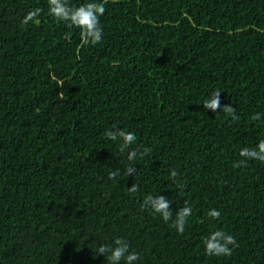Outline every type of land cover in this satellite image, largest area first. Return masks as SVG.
Returning <instances> with one entry per match:
<instances>
[{
	"label": "trees",
	"instance_id": "16d2710c",
	"mask_svg": "<svg viewBox=\"0 0 264 264\" xmlns=\"http://www.w3.org/2000/svg\"><path fill=\"white\" fill-rule=\"evenodd\" d=\"M95 2L92 46L48 0H0V264H108L98 247L117 238L137 264H264V163L233 166L264 139V0ZM35 8L39 23L22 25ZM216 90L238 121L204 108ZM116 129L151 151L129 161L104 135ZM149 194L172 220L142 206ZM216 230L236 239L230 257L205 254Z\"/></svg>",
	"mask_w": 264,
	"mask_h": 264
},
{
	"label": "clouds",
	"instance_id": "9594fccd",
	"mask_svg": "<svg viewBox=\"0 0 264 264\" xmlns=\"http://www.w3.org/2000/svg\"><path fill=\"white\" fill-rule=\"evenodd\" d=\"M48 14L54 17L57 21L66 23L69 28H78L80 30L81 43L83 45L95 46L102 41L103 29L100 25V17L106 12V7L103 3L89 2L79 7L70 6L69 0H48ZM42 9L35 8L27 13L22 19V25L31 23H39L38 17ZM70 39V36L66 37ZM220 90H216L203 102L205 109H209L214 113L223 110L233 122L238 121L240 117L236 114L235 108L232 106H221ZM261 113H256L251 117L252 120L257 121L261 119ZM104 135L112 141L118 142L119 151L121 153L127 152V159L135 161L137 156L143 158L151 150L144 149L138 151L133 149L132 145L136 144L137 137L132 132H126L121 129L108 130ZM241 160L234 162V167L239 168L245 166L248 161L258 160L264 163V139H261L254 148L244 147L239 152ZM134 163L125 168L127 176L132 175L136 170L133 167ZM120 174L117 169L109 173V179H116ZM170 176L174 182L179 183L177 179L179 173L176 169H172ZM139 190V186L134 184L129 188V191L135 193ZM179 193L183 195L184 187L182 186ZM171 202L165 196L147 195L143 200V207L150 208L154 213L159 214L165 222L173 219V212L170 210ZM192 215V208L185 200L183 207L175 214L173 226L176 228L178 234H184L188 218ZM212 220H218L221 217V212L216 209H211L207 213ZM114 245L103 244L98 247L99 254H105L108 264H137L140 260V254L135 251H130V247L125 239L117 238L114 240ZM205 254L210 257H230L233 249L238 247V243L233 235L226 233L223 230H216L212 232L203 241Z\"/></svg>",
	"mask_w": 264,
	"mask_h": 264
}]
</instances>
